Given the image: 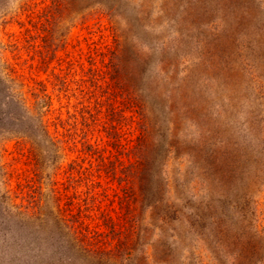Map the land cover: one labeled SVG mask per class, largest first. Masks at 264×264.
Returning <instances> with one entry per match:
<instances>
[{"label":"trees","instance_id":"1","mask_svg":"<svg viewBox=\"0 0 264 264\" xmlns=\"http://www.w3.org/2000/svg\"><path fill=\"white\" fill-rule=\"evenodd\" d=\"M49 1L31 22L41 39L35 49L40 64L65 48L76 21L97 11L108 19L112 46L104 69L90 68L88 78L76 80L70 60L62 78L58 74L60 90L75 96L74 113L59 118L66 132L61 137L49 130L45 119L51 105L45 85L37 83L29 106L0 62V153L6 141L15 140L31 165V174L13 195L10 173L0 163V264H204L195 256L201 244L212 255V264L262 263L264 239L253 224L256 202L241 194L244 178L250 176L245 163L257 157L252 146L238 156L218 129L217 116L239 99L228 79L221 89L210 81L214 75L195 68L236 64L233 35L209 28L204 33V25L214 22L208 1L172 0L157 8L140 0ZM6 7L0 4L1 19ZM194 24L203 35L200 43L190 28ZM197 44H202L197 59H189L187 50ZM99 89L119 99L136 119V135L128 147L118 134L108 133V144L116 148L107 156L93 147L97 144L83 145L86 127L96 124L101 112ZM245 106L248 114L251 109ZM249 128L246 120V132ZM186 137L191 146L183 151L177 142ZM76 138L95 156L94 164L81 168L72 160L66 176L58 179L61 146H76ZM171 156H191L194 169V179L180 184L178 193L169 184ZM93 174L115 182L120 220L100 210L97 197L107 194L95 187L100 184ZM252 179L254 185L260 182L257 175ZM209 233L215 238L211 247Z\"/></svg>","mask_w":264,"mask_h":264},{"label":"rangeland","instance_id":"2","mask_svg":"<svg viewBox=\"0 0 264 264\" xmlns=\"http://www.w3.org/2000/svg\"><path fill=\"white\" fill-rule=\"evenodd\" d=\"M140 1L148 7L156 8L160 2L172 4V0ZM207 1L210 9H212L210 19L214 22L211 25L210 23L204 25V33L209 34V30L216 29L215 31L218 30L221 35L228 37L233 35L237 40L236 64L230 68L228 65L226 67L217 66L215 63L208 66H195V68L200 73L210 72L214 75L216 79L210 80L214 84L217 82L218 85H222L225 78L228 79L233 92L239 99L237 103L235 102L236 105L233 109L217 116L218 129L220 136L229 142L231 149L238 156H245L246 148L252 146V156L257 157L258 162L251 158L249 162L245 163L250 176L244 178L241 194L246 197L250 196L251 200L256 202V219L253 224L264 239V30H262L264 26V0H237L234 4L231 3V0ZM215 1L220 7L217 10L215 9ZM49 2V0H0V4L4 3L7 6L8 12L3 19L0 18V62L4 64V73L14 79L29 106H32L35 101L33 92L39 88L37 83L41 82L45 85L51 97V105L45 119L49 130L53 134L58 133L61 137L66 132L61 127L59 118L65 119L68 114L74 113L72 105L75 103V96L72 95L71 91L66 93L60 90L58 74L59 78H62L66 71L67 60L73 63L71 72H74L75 75L73 76L76 80L88 78L90 68L103 70V65L107 60V50L112 46V35L107 17L96 10V13L91 14L83 22L76 21V24L69 29L65 48L58 50L51 62L40 64L35 49L38 44H41V39L35 36L37 31L33 29L31 22L38 19ZM192 6L194 8V5ZM245 8H248L247 14H244L246 13ZM232 18L237 19L236 23ZM190 28L195 31L196 38L202 42L201 29H198L196 24ZM33 36L35 38H32ZM200 40L197 42L200 43ZM196 46L197 48L192 45L187 50L189 59H197L196 54L201 50L199 48L202 44ZM220 46L219 43V48ZM209 51L214 53L213 50ZM70 87L73 88L75 85L71 83ZM220 88L224 89L225 87L222 85ZM97 96L102 101L101 112L97 114L98 121L96 124H90L86 127L87 136L83 145L87 143L97 144L93 147H96L97 151L104 150L103 154L107 156L108 154H115L116 148L108 144L111 141V136L108 133L115 132L118 134V136L116 135L117 139L121 141L124 147H128V144L131 143L130 140L136 135V119L135 114L126 109L119 99L104 94L102 89L97 91ZM245 105L251 109L248 114ZM77 120L80 121L81 119L77 117ZM246 120L250 126V130L247 132ZM249 121L252 122L251 125ZM80 127L82 126H78V128ZM77 140L76 138V146H72L68 142L61 146L64 160L58 179L66 176L64 171L72 160H75L78 167L81 168H91L90 164L92 162L94 164L95 156L88 154ZM181 143L178 144L177 142V145L181 146L183 151H185V146H191L187 137ZM19 148L20 146H16L15 140H8L2 146L0 153V163L10 173L9 189L13 195L18 193L17 185L24 183L25 177L31 174L29 160L22 155ZM25 149L26 146L24 152ZM167 173L172 192L177 191L178 193V189L181 190L180 184L183 182L189 184L194 179L191 156H171L167 164ZM253 175H257L260 180L256 185L252 184ZM92 177L94 181L98 180L100 184L99 187L97 185L95 187L99 191L105 189L107 194L97 197L100 200L98 203L100 210L104 209L114 219H119V208L116 203L118 189L115 182L103 176L96 177L94 174ZM212 193L216 194L214 190ZM91 223L94 224L95 219ZM207 238L209 246H213L215 243L213 233H209ZM205 248L202 244L196 247L195 256H198L204 264H212V255L209 256ZM260 264H264V261Z\"/></svg>","mask_w":264,"mask_h":264}]
</instances>
